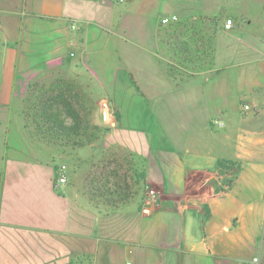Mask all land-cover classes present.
<instances>
[{
	"label": "crops",
	"instance_id": "crops-1",
	"mask_svg": "<svg viewBox=\"0 0 264 264\" xmlns=\"http://www.w3.org/2000/svg\"><path fill=\"white\" fill-rule=\"evenodd\" d=\"M176 23L191 31L179 75ZM58 78L97 100L99 150L134 155L156 204H94L74 183L82 148L65 152L75 164L57 184L58 149L22 110L32 84ZM255 255L264 264V0H0V264Z\"/></svg>",
	"mask_w": 264,
	"mask_h": 264
},
{
	"label": "trees",
	"instance_id": "trees-1",
	"mask_svg": "<svg viewBox=\"0 0 264 264\" xmlns=\"http://www.w3.org/2000/svg\"><path fill=\"white\" fill-rule=\"evenodd\" d=\"M180 25L185 27L182 23L174 26L179 29L177 27ZM186 44H190L189 40ZM36 85L30 86L22 110L25 125L32 135L59 148L71 149L91 145L101 138L104 129L94 123L90 116L96 101L82 83L73 78H58L34 94ZM106 154L105 151L101 171L93 167L87 174L91 176L92 173L96 177V183H99L97 197L102 199V204L109 209H117L128 202L125 197L129 196L132 187V182H128L131 177L128 171L132 168L125 166L118 155H114L112 160H106ZM110 168L114 173V182L110 180ZM87 194L94 203L95 198L90 190Z\"/></svg>",
	"mask_w": 264,
	"mask_h": 264
},
{
	"label": "rangeland",
	"instance_id": "rangeland-1",
	"mask_svg": "<svg viewBox=\"0 0 264 264\" xmlns=\"http://www.w3.org/2000/svg\"><path fill=\"white\" fill-rule=\"evenodd\" d=\"M177 28H179V29L173 28L174 32H176L178 34L177 38H176L177 42L176 41L175 42L177 43V46H180L182 53H180L178 55V59H179L178 61H177V58H174V60H176L175 64H174V61H173V63H170L169 68H170V71L174 75L175 74L179 75V73H180L179 72L180 68L177 66V64H181L184 67H190L191 61H192L188 57L190 55L191 47H190V45L186 44L187 40L190 41V34H191L190 27H189V25L185 26V27L180 25V27H177ZM207 57H209V58H207V60H209V62H210L212 60L211 53L208 54ZM49 83H51V82L50 81L47 82L45 80L42 82L36 83L38 85H36L35 88L33 89L34 94L37 93L36 90L42 88V86H44V85L48 86ZM95 101H96L95 104H97V100H95ZM96 110H97V106L95 107L93 113L90 115L91 120L94 123H95L94 116H95ZM34 137H35V139H37L40 142L46 143L48 145H53V144L46 142L45 140H42V138H40V137H36V136H34ZM101 139H102V137L95 140L91 145H86V146L81 147L82 151L76 153V164L78 165V168L79 167H81V168L78 171L77 175H75V180H74V183H76V184L80 183V185L84 186V191L86 193L88 190H90L93 197L95 198L94 203L97 205H100V204L103 205L102 199L97 197L98 193L96 192L97 187L99 186V183H96V180H95L96 177L92 176V173H91V176H89L87 174V172L89 173L90 169L93 167L97 168L98 171H101V167L103 166V163H104L103 160L105 159L103 152L106 151L105 148H103L102 153L99 150V145L102 144L104 147V144H105L104 141L101 142ZM95 146H97V147H95ZM56 148L58 149L57 150L58 151V159L60 160V162L65 163L68 167V170H69V167L71 166L73 161H71V158H69V155L65 156V152L75 150V149L59 148L57 146H56ZM106 152H107V154L105 156L106 160H108V159L112 160V157H114V155H118L121 158L122 162L125 164V166L132 168V169H129V171H128V174L131 176L128 179L129 180L128 182L129 183L132 182L130 184L132 187H131L130 193L128 192L129 196L125 197L128 200L127 204L132 203L134 201V199L136 197H139V196H141V197L144 196L145 198L146 197L148 198V189L149 188H146L143 180L140 178V173H139L141 162L134 155H131V153L126 152L122 149L116 148V149H111V150L106 151ZM73 164H75V162ZM109 171H110L109 176L111 178L110 180L112 182H114L115 181L114 173L112 172L111 168L109 169ZM134 173H135V176H134ZM261 263H262V257H261Z\"/></svg>",
	"mask_w": 264,
	"mask_h": 264
},
{
	"label": "built area",
	"instance_id": "built-area-1",
	"mask_svg": "<svg viewBox=\"0 0 264 264\" xmlns=\"http://www.w3.org/2000/svg\"><path fill=\"white\" fill-rule=\"evenodd\" d=\"M179 20V17L178 15H172V16H165L162 18V23L163 24H169V23H172V22H177ZM234 24V21L232 18H228L226 20V23H225V26L227 28H231ZM244 110H249L250 108V105L248 104H245L243 106ZM67 170H68V167L66 164H60L59 167H58V174H57V184L58 185H62L64 183L67 182L68 180V177H67ZM158 192L155 188H149L148 189V198L150 200L151 203L153 204H156L158 202ZM248 264H261V257L260 255H255L253 256L249 261H248Z\"/></svg>",
	"mask_w": 264,
	"mask_h": 264
}]
</instances>
